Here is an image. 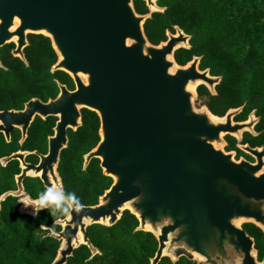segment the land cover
Instances as JSON below:
<instances>
[{
	"label": "water",
	"instance_id": "95a60500",
	"mask_svg": "<svg viewBox=\"0 0 264 264\" xmlns=\"http://www.w3.org/2000/svg\"><path fill=\"white\" fill-rule=\"evenodd\" d=\"M146 1L150 12L140 14L134 0H0V46L14 42V54L25 60L28 34L46 35L58 54L53 70L68 72L76 84L75 90L60 84L56 99L33 98L22 110L0 111V133L8 140L16 127L26 138L36 115H57L55 130L62 125L58 151L46 163L53 136L47 154L36 151L39 164L27 162V152L22 151L1 159L4 165L19 159L23 171L17 176L19 189L4 193L1 200L23 193L26 175L64 190L58 166L68 145L67 129L82 124L81 108L86 107L100 116L101 140L85 155V165L99 158L104 173L114 181L99 203L82 205L57 220L62 230L53 236L62 243L52 264H65L81 244L97 253L88 225H113L126 209L139 219L138 230L157 237L159 246L151 264L163 256L177 260L178 252L168 250L176 244L188 248L192 256L201 255L198 261L203 264H264L258 259L254 237L243 228L252 222L264 231V148L242 146L257 158L253 163L237 161L233 152L216 147L215 141H225V133L235 134L247 122H233L237 110L229 112L225 121H214L195 106L197 87L205 84L214 92L221 77L201 70L198 56L185 65L177 62L176 50L189 48L191 38L180 27L176 33L168 31V39L160 44L149 40L144 24L152 12L163 8L157 0ZM16 17L20 23L11 31ZM198 79L193 92L188 83ZM30 106L32 114L15 124ZM21 211L33 215L27 207Z\"/></svg>",
	"mask_w": 264,
	"mask_h": 264
},
{
	"label": "trees",
	"instance_id": "16d2710c",
	"mask_svg": "<svg viewBox=\"0 0 264 264\" xmlns=\"http://www.w3.org/2000/svg\"><path fill=\"white\" fill-rule=\"evenodd\" d=\"M162 11H154L147 18L144 28L153 44L168 39L167 32L176 33L180 27L191 36L190 47L176 50L175 58L185 65L200 57V69L209 68L212 75H220L212 94L206 85L197 87L198 101L207 105L217 115H224L230 108L243 106L237 120L246 119L257 109L261 116L257 125L260 135L245 133L243 142L251 145L264 144V0H157ZM138 13L150 12L145 0H134ZM24 48L25 60L15 56V43L0 47V110L23 109L26 102L39 98L45 102L60 92V83L75 89L73 77L53 66L58 54L50 37L29 33ZM212 113V114H213ZM214 115V114H213ZM215 115V116H217ZM219 117V116H217ZM56 116H36L28 129V136L20 143L21 131L15 129L8 141L0 133V264H52L58 255L62 240L49 234L62 230L57 220L46 209L32 215L19 210V197L4 193L17 188L16 175L20 162L1 159L18 150L48 152V137L54 133ZM101 119L89 108H82V124L78 129H68V145L60 156L58 171L67 193L75 192L82 205H96L100 197L113 184V177L106 175L101 160L93 157L85 165V155L101 140ZM231 149L236 140L227 136ZM240 153L244 154L242 151ZM27 161L37 163L39 156L31 153ZM26 192L34 199L46 189L42 179L28 176L24 179ZM139 219L129 209L113 225L93 223L87 233L98 248L93 253L87 244L76 247L65 264H151L159 242L150 231L138 230ZM243 228L254 237L258 259L264 261V231L252 222ZM173 260L163 256L157 264H203L192 255L179 251Z\"/></svg>",
	"mask_w": 264,
	"mask_h": 264
},
{
	"label": "flooded vegetation",
	"instance_id": "af4514ba",
	"mask_svg": "<svg viewBox=\"0 0 264 264\" xmlns=\"http://www.w3.org/2000/svg\"><path fill=\"white\" fill-rule=\"evenodd\" d=\"M146 1V0H145ZM146 3H147V1H146ZM147 6H148V4H147ZM149 7V6H148ZM149 10H150V7H149ZM168 33V32H167ZM10 43V42H9ZM6 44V43H5ZM4 44V45H5ZM3 46V45H2ZM1 47V46H0ZM15 48H16V44H15ZM14 48V49H15ZM14 49L12 50V53L14 54ZM15 55V54H14ZM15 56H17V55H15ZM19 57V56H18ZM21 58V57H20ZM194 58V57H193ZM206 69H209V68H206ZM202 70V69H201ZM205 70V69H204ZM211 74V73H210ZM212 75V74H211ZM212 76H220V75H212ZM221 77V76H220ZM221 81V80H220ZM220 81L219 82H217L216 84H215V90H214V92H212L210 89H209V87L207 86V88L209 89V91L212 93V94H216L217 93V90H216V86L220 83ZM61 84V83H60ZM64 85V84H63ZM76 85V84H75ZM205 85V84H204ZM68 88V87H67ZM76 88V87H75ZM69 89V88H68ZM69 90H71V89H69ZM73 90H75V89H73ZM60 91H61V89H60ZM59 94H60V92H59ZM58 94V95H59ZM58 95L55 97V98H52V99H56L57 97H58ZM33 99V98H32ZM30 101V100H29ZM28 101V102H29ZM49 101V100H48ZM28 102H26V104L28 103ZM26 104H25V106H26ZM201 104V103H200ZM25 106H24V108H25ZM202 106H207V105H204V104H201V106L200 107H202ZM208 107V106H207ZM23 108V109H24ZM84 108V107H83ZM5 110H22V109H5ZM234 110H237V112L236 113H234V115L232 116V120H233V122H246V121H250V123H251V128L249 129H247V130H244L243 131V133H241L240 135L239 134H232V133H225L223 136H224V140H225V142H226V144H225V147H224V149L227 151V152H233L234 153V158H235V160H237V161H240V159H246V160H248V161H250V162H253V163H256V161H257V158L251 153V152H249V151H247L246 149H244L242 146H244V145H249V147L250 148H259V149H262V148H264V144H261V145H251L249 142H243V137L245 136V133H250V135L252 136V137H258L259 135H260V131H258V129H257V125L259 124V122H260V119H261V116H259L258 114H257V109L255 108V109H253L249 114H248V116H247V118L246 119H243V120H237L236 119V117L242 112V110H243V106H240V107H236V108H230V109H228L227 111H226V113L224 114V115H217V114H215V113H213L211 110V112L213 113V114H215V115H217V116H219V117H226L227 116V114L229 113V112H231V111H234ZM0 111H2V110H0ZM81 112H82V108H81ZM37 116V115H36ZM38 116H40V115H38ZM49 116H56L57 117V120H56V124H55V126H54V133L52 134V135H50L49 137H48V151H49V139H50V137L51 136H53V135H55V132H56V130H55V127H56V125H57V121H58V119H59V116H57V115H49ZM40 117H42V116H40ZM48 117V116H47ZM47 117H42V118H47ZM69 128H71V127H68V129ZM15 129H19L20 131H21V139H20V143H23L24 142V140L27 138V136H28V134H27V136H26V138H24L23 139V135H22V130H21V128L20 127H16ZM14 129V130H15ZM68 129H67V135H68ZM71 129H73V128H71ZM78 129V128H77ZM13 130V131H14ZM75 130V129H74ZM13 131H12V133H13ZM12 133H11V136H12ZM4 134V133H3ZM5 135V134H4ZM227 136H231V137H233L235 140H236V143L234 144V146L231 148V149H227V147H229V145H230V141H228V139H227ZM6 137V136H5ZM6 139H7V137H6ZM69 139V138H68ZM8 140V139H7ZM11 140V137H10V139L8 140V141H10ZM69 141V140H68ZM18 151H22V152H27V154H26V157H25V159H26V161H27V156L29 155V154H31V153H35V154H37L36 153V151H33V152H31V151H28V150H18ZM240 151H242L244 154H242V153H240ZM17 152V151H16ZM39 152V151H38ZM15 153V152H14ZM40 153H42V152H40ZM48 153V152H47ZM47 153H42V154H47ZM13 154V153H12ZM11 154V155H12ZM38 155V154H37ZM10 156V155H9ZM39 156V155H38ZM6 157V156H5ZM15 159H17V158H15ZM17 160H19V159H17ZM19 162H20V167H21V171H20V173H18L17 175H16V183H17V188L15 189V190H18L19 189V185H18V182H17V176H19V175H21L22 174V165H21V161L19 160ZM27 162H29V161H27ZM39 162H40V157H39V161L37 162V163H34V164H39ZM29 163H33V162H29ZM28 176H32V175H26L25 177H28ZM25 177H24V179H25ZM37 177H39V176H37ZM24 179H23V182H24ZM43 181V180H42ZM46 186V185H45ZM46 188H47V186H46ZM11 191H13V190H11ZM22 194L21 195H14V196H17V197H19V202H20V207H19V210L21 211V208H23V207H26V205L24 204V202H23V199H25L27 196H29L31 199H33V200H37V199H34V198H32L27 192H26V190H25V186H24V183H23V190H22ZM23 196H24V198H23ZM22 212V211H21ZM24 213V212H23ZM255 224V223H254ZM261 228V227H260ZM262 229V228H261Z\"/></svg>",
	"mask_w": 264,
	"mask_h": 264
},
{
	"label": "clouds",
	"instance_id": "9594fccd",
	"mask_svg": "<svg viewBox=\"0 0 264 264\" xmlns=\"http://www.w3.org/2000/svg\"><path fill=\"white\" fill-rule=\"evenodd\" d=\"M33 215L38 214L42 209H46L54 217H62L70 212L77 211L82 207L80 197L75 192L67 193L61 188L48 186L40 192L38 199L34 203H29ZM49 234L55 235L54 225L49 227Z\"/></svg>",
	"mask_w": 264,
	"mask_h": 264
},
{
	"label": "bare ground",
	"instance_id": "6f19581e",
	"mask_svg": "<svg viewBox=\"0 0 264 264\" xmlns=\"http://www.w3.org/2000/svg\"><path fill=\"white\" fill-rule=\"evenodd\" d=\"M19 23H20V19L18 18V17H16L15 18V21H14V24L11 26V28H10V30L11 31H15L16 30V28L18 27V25H19ZM43 31H45V30H43ZM47 31V30H46ZM45 31V32H46ZM12 39L13 40H17L18 39V35H16V34H13L12 35ZM179 46L180 44L179 43H176L175 44V46ZM61 56V59H62V55H60ZM167 58L168 59H172V56H171V54H169L168 56H167ZM176 67H177V65H174V66H172L171 68H170V72L171 73H174L175 72V70H176ZM189 67V66H188ZM197 70V69H196ZM198 71V70H197ZM80 76H82L83 77V75H81V73L79 74ZM201 80L200 79H198L196 82H200ZM193 82H194V80H191L189 83H188V86H189V88L192 86V84H193ZM195 83V82H194ZM191 89V88H190ZM191 91H193L192 89H191ZM194 92V91H193ZM78 107H80V106H78ZM30 109H34V107L33 106H30L29 107V109H27L26 111H24V115L23 116H21V115H19L17 118H15L16 120H15V124H19L20 123V121H22V119L24 118H26V115L27 114H29V112H30V114H32L31 113V111H30ZM203 111V110H202ZM32 112H34L33 110H32ZM208 115H209V118L210 119H212V120H214V121H225L226 120V118L227 117H219L220 119H214L212 116H214L215 117V115H213L211 112H209L208 110L207 111H205ZM10 118H12V117H9V119ZM79 119V118H78ZM79 121V120H78ZM1 122V121H0ZM62 122H63V120H62ZM247 123L246 124H244L245 125V127L244 128H242V129H240L239 131H237V132H235L236 134H240L242 131H244V130H246V129H248L249 127V123H250V121H246ZM64 126V125H63ZM68 126V125H67ZM71 126V125H70ZM61 129H62V125H60V127L58 128L57 127V132H58V136H55V135H53V139H52V151H51V154H50V156L46 159V161H45V163L47 162V161H49V160H51L52 158H54L55 157V153H56V151H58L57 149H58V144H59V133L61 132ZM56 134V133H55ZM221 135H223V132L221 133ZM51 164V163H50ZM55 168V167H54ZM55 171V170H54ZM51 173L53 172V171H50ZM56 172V171H55ZM31 173V172H30ZM41 173V172H40ZM39 173V174H40ZM52 176H53V173H52ZM69 220H71L72 219V216H70L69 218H68ZM88 219V218H87ZM87 219H85V222H86V220ZM148 227H150L149 226V224L147 225ZM83 234H82V231L81 230H79L78 231V237L82 240V236ZM64 246H65V244H64ZM63 248H65V247H63ZM196 253V252H195ZM197 254V253H196ZM199 255V254H198Z\"/></svg>",
	"mask_w": 264,
	"mask_h": 264
},
{
	"label": "rangeland",
	"instance_id": "374dc122",
	"mask_svg": "<svg viewBox=\"0 0 264 264\" xmlns=\"http://www.w3.org/2000/svg\"><path fill=\"white\" fill-rule=\"evenodd\" d=\"M197 83H199V82H195V83H193L192 84V86L190 87L193 91H195V88H196V85H197ZM195 106L197 107V108H200V106H201V104H200V102L198 101V100H196L195 99ZM200 111H207L208 109L206 108V107H201L200 109H199ZM215 120L217 119H220L219 117H217V116H212ZM247 130V129H246ZM241 133H243V131L241 132ZM240 133V134H241ZM239 134V135H240ZM219 141H215V144H216V147H218V148H222V147H225V144H226V142L225 141H220L219 143H218ZM23 198H24V196H23ZM23 202H24V204L27 206L29 203H32V201H29L28 200V198L26 199H23ZM27 208H29V209H31V206H28ZM32 210V209H31ZM242 224H243V222H242ZM241 224V225H242ZM65 247V246H64ZM175 249V251H177V252H179V251H184V252H186V253H189V251H188V248H186L185 246H182V245H178V244H176V245H174L173 247H169V251L171 250V249ZM195 255H196V257H195ZM195 255L193 256V257H195L197 260H200V259H203V257L201 256V255H198V254H196L195 253Z\"/></svg>",
	"mask_w": 264,
	"mask_h": 264
}]
</instances>
